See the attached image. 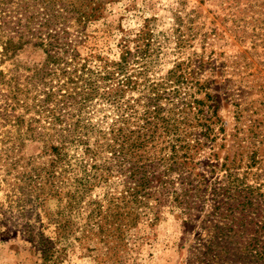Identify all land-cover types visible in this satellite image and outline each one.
I'll return each mask as SVG.
<instances>
[{
	"label": "rangeland",
	"instance_id": "374dc122",
	"mask_svg": "<svg viewBox=\"0 0 264 264\" xmlns=\"http://www.w3.org/2000/svg\"><path fill=\"white\" fill-rule=\"evenodd\" d=\"M157 95L176 131L134 149ZM0 264H264V0H0Z\"/></svg>",
	"mask_w": 264,
	"mask_h": 264
},
{
	"label": "trees",
	"instance_id": "16d2710c",
	"mask_svg": "<svg viewBox=\"0 0 264 264\" xmlns=\"http://www.w3.org/2000/svg\"><path fill=\"white\" fill-rule=\"evenodd\" d=\"M83 15L80 14V17H82ZM53 47L52 43L49 42L46 47L44 48V52L46 53V59H45V65L44 68H49V66L51 64H55L58 63L59 58H57L55 56L56 52H53L51 50V48ZM9 49V48H8ZM7 51V48L5 49ZM130 55V51L127 50L125 55H122L121 58L119 59V61L114 62L112 65V69L107 72L104 77H106V80L108 79H112L115 77H119L122 76V78L124 77V83L123 85H125L126 88H135V86L138 85V80H134L133 76H131V74H128V69H129V59L127 56ZM76 56L74 55V57H72L71 59H75ZM145 65V64H144ZM182 66V65H180ZM178 66L176 70H173L169 73L168 77H167V82L169 83L167 85L170 84H174V88H176L177 92H180L181 87L185 84V82L187 83L188 78H186L185 76V71L182 69V67ZM146 67V66H144ZM107 70H104V72H106ZM183 71V72H181ZM145 73V69H143V72H140V75ZM98 75L101 76V72H98ZM89 84V83H88ZM163 84V83H162ZM162 84L160 86H162ZM87 85V84H86ZM92 89L91 91L88 89V91L86 93H84V96H89L92 92H94V88L91 87ZM93 85V84H92ZM122 85V87H123ZM89 88V87H87ZM154 91H157V88L154 89ZM156 92V93H157ZM160 99V96L157 95V97L155 98V102L153 107H148L147 108V112H146V116H145V122L144 124H142V126L139 128L138 131H132L130 133V135H126L123 136V139L125 142H129L131 141L132 145L130 147L134 148V149H143L145 147H148V145L154 141L156 139V136L158 135V131L159 130H163L164 131V135H171L175 133V126L174 124L172 125L170 119H166L162 116V110L161 107L156 103V101ZM115 102V101H114ZM200 102L197 99H195L193 102L186 104V106L189 108V110H197V113L200 117L197 116L196 121H197V126L202 127H206V131H210L211 129V124L210 123H214V116H216L214 110L212 111V113L208 116L204 111H201V108L199 106ZM135 135L134 138H132L131 136ZM183 148L186 149V151L184 152V154L181 156L180 160H178L177 157V153L178 150L176 148L175 145H171L169 146L170 149V155L168 157L163 156L160 158V162H162L163 164H165L166 166L170 163H174V164H180L181 166H183L184 168H187L188 166L191 165V163H193L194 161V156L189 152V148H186V146H184ZM146 164H142L139 167L134 168L133 171V177H140L139 178V184H137L133 189L132 192L130 193V196L134 199V201H136L137 196L139 194H144L146 195V190H150V184H152L154 182V180H157V183L162 186L163 188H166V182L163 181V178L161 176H154V172L149 171V172H145L146 171ZM189 168V167H188ZM190 170H189V174H190ZM154 176V178H152ZM192 182V181H191ZM169 184H172V182ZM190 183H188L189 185ZM191 193H197L199 195L200 193V186L198 183L194 184L192 182L191 186L186 190L185 192V196L190 197L192 196ZM236 218H234V216H232V221H234ZM260 255L263 254L262 252H259Z\"/></svg>",
	"mask_w": 264,
	"mask_h": 264
}]
</instances>
